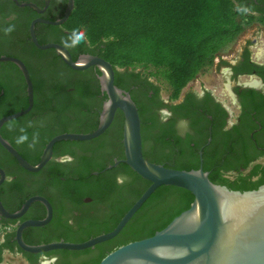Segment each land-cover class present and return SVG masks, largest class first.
I'll use <instances>...</instances> for the list:
<instances>
[{"label":"flooded vegetation","instance_id":"obj_1","mask_svg":"<svg viewBox=\"0 0 264 264\" xmlns=\"http://www.w3.org/2000/svg\"><path fill=\"white\" fill-rule=\"evenodd\" d=\"M16 1L38 8L44 3ZM236 4L244 16L257 20L258 27L264 23V0H238ZM60 13L61 0H49L41 13L19 7L12 0H0V56L22 61L32 89L30 109L4 121L0 138L31 166L39 162L51 138L81 131L77 126L87 120V116L70 110L72 106L65 103L72 69L52 49H37L29 40L31 20L53 21ZM260 33L262 36L261 30ZM34 35L37 42L64 47L72 60L81 54L95 56L94 51L83 48L78 35L63 30L61 25L36 23ZM235 44L217 54L211 65V82L205 86L197 75L177 98L163 94L162 86L154 80L137 76V69H115L113 83L119 80L118 88L128 93L144 122L140 139L145 160L176 170L203 171L206 165L210 170L218 168L231 181L252 172V181L264 180V41L259 40L256 46L246 38ZM32 46L43 53L34 56ZM0 63L14 66L0 68L1 119L24 110L28 103L21 72L10 62ZM85 70L94 73L93 67ZM100 109L101 105L87 113L94 112L98 121ZM101 135L87 141L55 142L48 161L34 172L23 169L0 143L2 210L14 213L33 197L43 199L49 207V216L42 225L21 227L23 244L82 243L111 231L113 210L128 204L131 191L139 187L131 178L133 172L122 162L121 138L115 139L112 133ZM107 166L111 167L106 169ZM208 171H204L207 176ZM108 188L111 192L106 191ZM87 193L94 194V199ZM168 201L160 204L159 211H154V206L144 211L167 217L172 213ZM45 216V205L38 200L31 201L16 218L0 215V264H10L5 260L8 256L15 258V264H97L124 243L119 239L123 227L115 237L82 250H23L15 238L17 228L25 221H40Z\"/></svg>","mask_w":264,"mask_h":264},{"label":"trees","instance_id":"obj_2","mask_svg":"<svg viewBox=\"0 0 264 264\" xmlns=\"http://www.w3.org/2000/svg\"><path fill=\"white\" fill-rule=\"evenodd\" d=\"M236 1L238 0H73L72 10L61 28L78 35L83 48L94 51L95 56L108 62L113 71L122 68L137 69V76L154 79L165 87L171 98H177L182 89L203 69L211 66L217 54L243 31L244 26L239 20L242 10L238 9ZM65 3L66 0H61L58 18L62 16ZM250 21L251 18L246 17L245 24ZM39 44L43 43L40 41ZM31 52L34 56L43 53L33 46ZM10 67L14 66L0 63L3 70ZM69 73L73 76L68 85L70 89L65 103L72 106L70 110L87 116V120L77 126L81 131L76 130L75 133L92 132L97 125L96 114H88L87 111L92 112L101 105L97 78L90 70H69ZM114 85L118 88L119 80L116 79ZM137 112L138 117L140 116V129L143 130L144 122L141 113ZM121 125L122 115L117 111L110 128L100 137L112 133L119 140ZM202 169L209 170L210 182L223 185L229 190L249 191L264 184V180H251L254 172L231 181L223 177L218 168L210 170L203 165ZM130 175L139 188L131 191L128 204L113 210L115 220L110 230L149 185L139 176L133 173ZM106 191L111 192L110 188ZM87 195L94 199V194ZM169 198L171 199L168 201ZM167 201L171 203L172 212L167 217L164 213L155 217L153 213L144 211L145 207L153 206L154 211H159L160 204ZM191 201L192 195L184 189L173 186L156 188L124 226L119 239L125 244L151 236L155 230L162 229L173 217L187 209Z\"/></svg>","mask_w":264,"mask_h":264},{"label":"water","instance_id":"obj_3","mask_svg":"<svg viewBox=\"0 0 264 264\" xmlns=\"http://www.w3.org/2000/svg\"><path fill=\"white\" fill-rule=\"evenodd\" d=\"M36 13L46 8L32 3H18ZM73 0H66L62 16L50 21L35 18L28 25L31 43L40 50L52 49L55 55L69 68L82 71L93 66L101 95V109L96 128L89 133H62L54 136L45 145L39 162L27 164L7 143L0 138L1 145L27 171L39 170L50 158L51 148L58 141H87L101 135L110 125L116 111L122 115L121 143L122 162L149 185L122 215L114 228L82 243H52L27 246L20 241V229L25 225H42L49 216L47 203L38 197L26 200L20 209L7 214L0 205V215L16 218L27 205L38 200L45 205L46 216L40 221H25L19 225L15 238L19 246L28 252L40 253L52 249L82 250L115 237L144 201L160 186H173L184 189L192 195L189 207L173 217L162 229L151 236L120 245L105 254L97 264H264V184L254 190L235 191L209 181L207 172L176 170L148 162L142 157L140 123L137 109L128 93L113 83V68L98 56L79 55L72 60L68 51L54 43L38 44L34 35V25L44 23L61 25L72 10ZM0 62H10L21 72L27 95V107L19 112L0 119V125L7 120L26 113L32 103L31 82L21 60L0 56ZM114 162L113 165H115ZM111 166H107L106 169Z\"/></svg>","mask_w":264,"mask_h":264},{"label":"rangeland","instance_id":"obj_4","mask_svg":"<svg viewBox=\"0 0 264 264\" xmlns=\"http://www.w3.org/2000/svg\"><path fill=\"white\" fill-rule=\"evenodd\" d=\"M240 23L244 26L243 31L237 36L236 41L234 40V44L237 43V41H242L246 38H250L251 40H253V42L255 43L254 45L259 46V40L264 41V23L262 22L259 27L256 25L257 20L251 19L250 23L245 24L246 22V16H244L243 14H241V16L239 17ZM262 27V28H261ZM260 30L263 32L262 36L260 33ZM233 42H231L225 49H232V47H236L235 45H233ZM233 45V46H232ZM264 56V55H262ZM212 73H211V66L203 69L197 77H200L202 84L203 85H207L209 82H211L212 79ZM152 79V78H150ZM154 80V79H152ZM155 81V80H154ZM156 82V81H155ZM190 83H188L187 85H189ZM162 86V93L163 94H167L168 91L165 89V87L163 85ZM5 260H8L10 262V264H15V258H10L9 256L7 258H5Z\"/></svg>","mask_w":264,"mask_h":264},{"label":"built area","instance_id":"obj_5","mask_svg":"<svg viewBox=\"0 0 264 264\" xmlns=\"http://www.w3.org/2000/svg\"><path fill=\"white\" fill-rule=\"evenodd\" d=\"M216 61V57L213 59V62H215Z\"/></svg>","mask_w":264,"mask_h":264}]
</instances>
